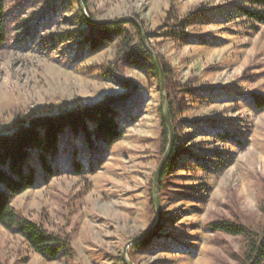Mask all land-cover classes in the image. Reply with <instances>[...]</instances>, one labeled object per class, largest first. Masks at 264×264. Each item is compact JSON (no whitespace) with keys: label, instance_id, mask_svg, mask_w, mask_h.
I'll use <instances>...</instances> for the list:
<instances>
[{"label":"rangeland","instance_id":"1","mask_svg":"<svg viewBox=\"0 0 264 264\" xmlns=\"http://www.w3.org/2000/svg\"><path fill=\"white\" fill-rule=\"evenodd\" d=\"M82 1L94 20L133 18L141 26L168 69L165 96L182 155L158 184V220L153 182L165 154L163 97L152 64L135 53L138 28L120 24L133 54L122 53L123 38L112 34L92 53L78 0H5L0 137L108 99L124 133L97 151L64 135L51 161L56 177L45 183L39 172L36 187L12 201L26 219L70 238L73 258L46 261L0 225V264H124L127 243L155 225L160 236L147 248L127 250L131 263L245 264L246 240L211 224L239 223L257 234L264 228V109L256 104L264 98V25L241 14L249 8L244 0ZM75 159L84 168L79 175Z\"/></svg>","mask_w":264,"mask_h":264},{"label":"trees","instance_id":"2","mask_svg":"<svg viewBox=\"0 0 264 264\" xmlns=\"http://www.w3.org/2000/svg\"><path fill=\"white\" fill-rule=\"evenodd\" d=\"M4 2L5 0H0V49L7 41V29L3 20ZM244 2L249 8L240 9L241 14L252 23L264 25V0H244ZM82 19L91 31L92 36L88 41L92 53L101 51L111 39V34L123 38L122 53L130 55L135 51L134 48H129V34L122 25L98 27ZM176 37H180L184 43L189 40V36L184 34H176ZM135 53L144 54L157 75L154 63L147 55L142 40H140V50ZM163 71L165 74L168 72L166 65H163ZM114 103V99H108L81 111L34 119L29 127L21 128L13 136L0 137V225L7 231L24 238L29 248L46 261H70L75 253L71 239L67 236L51 234L41 224L26 219L13 208L12 201L15 197L36 187L35 180L39 172L43 174L45 183L56 177L57 172L51 161L64 135L81 138L85 143V149L89 151L109 149L120 141L124 128L118 121V109ZM256 104L263 110L264 98L257 97ZM169 111L173 122L175 114L171 103ZM161 125L165 152L169 144V132L164 118ZM181 155L180 140L174 130V145L170 159L161 174L159 185L162 186ZM75 163L74 173L79 175L84 168L76 159ZM91 166L89 167L92 168ZM90 171L93 173L94 170ZM211 227L216 232L243 237L246 240L245 264H264V228L257 234L239 223L229 221L213 223ZM159 233L160 229L151 238L133 245V249L138 251L147 248L153 239L160 236Z\"/></svg>","mask_w":264,"mask_h":264},{"label":"water","instance_id":"3","mask_svg":"<svg viewBox=\"0 0 264 264\" xmlns=\"http://www.w3.org/2000/svg\"><path fill=\"white\" fill-rule=\"evenodd\" d=\"M79 2V7L80 10L82 12V16L83 18L91 25L94 26H98V27H103V26H109V25H117V24H123V23H128L131 22L133 23L139 30L142 40H143V44L145 47L146 52L150 55V57L152 58V61L154 63V66L156 68L158 77H159V81H160V86H161V93H162V97H163V118L165 120V123L167 125L168 128V132H169V144L167 146V149L165 151L164 157L157 169V172L154 176V182H153V200H154V204L157 210V214H158V220L160 218V206H159V200H158V184H159V180L161 178V174L163 173L165 166L167 165L169 159H170V155H171V151L174 145V130H173V124H172V120H171V115H170V111L168 108V103H167V99L165 96V85H164V73H163V69H162V65H161V61L159 56L154 53L148 46L147 41H146V37L144 32L141 29V26L138 24V22L136 20H134L133 18H123L117 21H112V20H108V21H97L94 20L92 18H90V16L87 13V10L85 8V5L83 3L82 0H78ZM157 226L155 225L154 228L146 230L138 235H136L135 237H133L125 246L124 251H123V260L125 262V264H133L129 261L128 257H127V250L135 245L136 243L142 241V240H146L151 238L155 233Z\"/></svg>","mask_w":264,"mask_h":264}]
</instances>
